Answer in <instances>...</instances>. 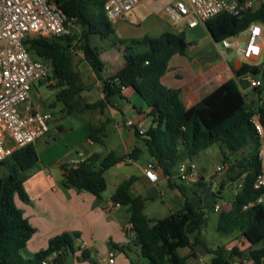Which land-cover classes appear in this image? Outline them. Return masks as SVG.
I'll return each mask as SVG.
<instances>
[{"label":"trees","instance_id":"16d2710c","mask_svg":"<svg viewBox=\"0 0 264 264\" xmlns=\"http://www.w3.org/2000/svg\"><path fill=\"white\" fill-rule=\"evenodd\" d=\"M50 1L66 16L65 25L68 27L72 24L78 32H72L70 27L67 36L31 38L26 41V45L30 53L51 62L50 79L54 84L49 87L58 89L56 99L63 105L64 116L97 110L104 114L111 97L119 95L123 89H133L147 106L148 116L152 119V126L146 134L140 135L137 129L135 131L149 154L150 162L165 175L171 176V171L180 163L193 161L200 153L218 145L223 162L229 165L232 172L236 171L237 177L245 175V178L240 191L233 198L231 210L220 212L217 233L220 237L239 233V237L251 246L264 241V203H256L264 193V188H254L257 176L262 173L259 158L261 139L252 122L253 117L259 115L264 128V99H260V106L255 108L253 99L244 95L237 84V81L249 75L258 78L262 86L254 90L261 96L264 92V63H243L234 72L236 80H227L198 104L186 108L181 90L168 88L161 82L170 60L174 56H185L190 48L184 33L176 35L172 31H164L158 36L121 39L116 37L115 26L105 15L106 0ZM253 23L264 26V0L257 7L245 9L239 15L222 13L209 20L205 26L212 40L219 44L228 37L238 35ZM94 40L99 43L94 44ZM106 49L122 52L124 63L113 76L104 78L102 55ZM76 51L83 54L84 61L101 81L105 95L103 99L84 102L82 94L91 86L84 83L81 72L76 69ZM89 131L91 141L98 145L104 144V126L89 124ZM249 147L251 151L248 155L238 161L232 159ZM140 152L135 148L125 157H118L114 153L103 157L95 153L79 166L69 169L65 186L88 192L99 199L107 189V171L127 159H138ZM38 163L35 143L16 150L0 163V171L3 172L0 175V264H42L52 254H56L53 264H66L67 254L75 250V239L63 234L53 238L49 247L33 258L27 259L22 255V250L36 230L16 206L15 198L18 196L27 201L23 184ZM136 181L135 176L124 180L111 197L113 204L127 209L135 242L146 260V263L135 264H187V259L179 254V250L189 248L197 256L187 228L191 222L200 229L197 243L202 244L207 253L212 255L210 264H234L233 257L239 255L237 248L229 254L225 247L214 250L207 248L202 239V229L208 225V218L202 208H196L185 200L182 208L168 217L150 219L145 215L147 200L133 193ZM263 259L264 249L251 254L253 264H260Z\"/></svg>","mask_w":264,"mask_h":264},{"label":"crops","instance_id":"0c3cea01","mask_svg":"<svg viewBox=\"0 0 264 264\" xmlns=\"http://www.w3.org/2000/svg\"><path fill=\"white\" fill-rule=\"evenodd\" d=\"M156 1L157 0H145L125 18L117 22V24L114 25L116 33L124 32L125 34H133L134 32L128 31V29L131 26H138L141 33L138 35H124L125 37L122 38H141L145 35L158 36L164 31H171L177 25H183L186 27L185 24L174 25L164 14L166 6L173 4L175 0H165V5L159 14H156L153 11V7L157 4ZM260 2L261 0L255 1L254 7H257ZM199 26L205 25L200 24L197 27ZM209 37L211 38L210 35ZM194 45L195 44L190 45L185 56H174L170 60L168 69L161 80L164 86L181 90L182 99L186 108L198 104L206 95L227 80H236L234 72L243 64V61L237 56L236 60L233 62L226 61L219 50V55L223 60L208 62V69L206 71L199 69L194 72L193 77L189 81H185L181 79L178 74L176 75L175 71L178 67L186 65L189 57H194V64L202 61L203 57L198 54L194 56L188 55L195 50ZM263 58L264 56L261 57L255 65L264 63ZM102 59L105 63V69L102 73L104 78L113 76L124 63L122 52H116L114 50H107L104 52ZM172 71H174V74H171ZM229 72H231V74H229ZM94 76L96 78L95 74ZM240 80L246 83L247 88L248 90H251V93L249 94L247 90L240 86V81H237L239 89L244 95L252 100L256 93L255 90L250 88L249 83L245 78ZM91 83L93 84L92 87L100 92L98 100L103 99L105 95L102 91L101 81L96 78V81ZM89 86H91V84ZM252 91H254L253 94ZM133 97L141 99L133 89H123L119 95L111 97L109 100V106L106 109L107 112L105 111L107 115L106 120L99 119V124H94L87 118L86 115L90 112L76 115V117L78 116L83 119V123L78 129H76V131L70 134L71 136H68L71 139L67 145L53 141L47 145L42 154L38 152V166L29 172L28 177L23 184L27 201H23L18 196L15 198L16 206L23 211L24 217L36 230L32 239L22 250L23 257L31 259L38 252L46 250L53 238L63 234H69L75 239V250L74 252H69L67 258L69 254H72L75 261L68 263L66 259V264H108V259L111 255L117 256L116 259H114V264L146 263V260L140 254V248L135 242L134 232H132L130 236L126 232V227L130 224L127 209L111 202L112 195L123 181L115 183L110 196V207H107L103 195H101V198L97 199L88 192L78 191L74 188H68L65 186L69 169L72 167V162L74 161L83 162L95 153H99L103 157L109 153H114L116 155V150L120 148L123 153L118 157L127 156L135 148H138L141 151L140 156L147 154L142 141L135 135L136 128H128L124 124V121L129 119L137 126H142L146 130L152 126V119L148 116L149 110L147 106L143 102L142 107H137V102L131 103L129 101ZM123 100L128 101V104L132 106L131 110H128L129 108L127 106H123ZM31 102L34 109L45 111L40 104L34 103L32 100ZM134 113H138L139 117L137 119H134ZM89 124L105 127L106 137L104 138L103 145L95 144L89 139ZM51 125V129H54L57 133H67L65 132L66 129L60 127L55 121L53 114ZM112 131L117 132L120 139L117 140L116 138H113L111 135ZM38 140L35 142V146L37 145ZM99 147L103 150H98ZM260 149L264 150V139L261 140ZM236 158L237 157L234 156L232 159ZM135 161L136 160L129 162L127 159L111 168L105 174L106 182L107 174L112 169H117L119 171L123 166L130 165ZM148 162H150L149 158L147 160V163ZM223 164L225 163L223 162L222 165ZM146 165L141 168L140 176L135 175L137 181L134 183L132 190L135 195L142 196L147 200L145 205V215L148 218L150 217L146 214L147 204L152 201L153 197L156 195L165 198L166 207L169 215H171L182 208L185 200H188L196 208H202L199 194L202 198L206 199L210 194L213 196V194L215 195L218 193L219 198H222L228 186H232L234 192L227 196L226 202L220 206L221 210L217 213L220 214L222 211H230L233 198L240 191L241 188L239 186L243 183L245 178V175L239 178L237 177V174L230 177V175L218 173V166L212 176L205 177V175H203L201 179L202 183L199 182L190 190L186 191L182 188L179 179L176 178L178 166L171 171V176L165 175L161 169H158L160 181L158 184H151L144 175ZM167 177H169V179H167ZM208 186L212 188L209 189ZM194 187H197L200 190H192ZM162 191L164 192V195H161ZM239 236V233H236L231 237L219 236L220 239L225 240V244L222 247H225L228 252L227 254H229L234 248L239 250V255L233 257L234 264H253L251 254L254 251L264 249V241L251 246ZM80 241L87 242L88 246L86 249L78 251L76 246ZM203 241L209 249L214 250L220 247L210 246L207 240L203 239ZM104 243H108V252L105 249H101V245ZM78 252L80 253L81 258L78 257ZM84 252L87 253V256H83ZM106 253H108L107 260H105L106 257H103V254ZM179 254L187 259V264H210L212 260L211 254L206 253L205 256H200L197 253V256H195L189 248L180 249ZM207 255L211 256L208 262L206 260ZM260 264H264V259Z\"/></svg>","mask_w":264,"mask_h":264},{"label":"built area","instance_id":"2783aa9c","mask_svg":"<svg viewBox=\"0 0 264 264\" xmlns=\"http://www.w3.org/2000/svg\"><path fill=\"white\" fill-rule=\"evenodd\" d=\"M144 1L106 0L104 12L109 22L115 25ZM255 1L259 0H175L173 4L166 6L164 14L174 25L185 24L188 29H193L200 24L205 25L222 13L239 15L245 9L254 7ZM65 22L66 16L50 0H0V163L16 150L34 144L50 132L52 115L34 109L30 92L36 81L44 82L47 86L54 83L50 79L52 65L47 60L32 59L26 41L31 38L67 36L72 24L67 27ZM219 45L222 56H226V51L231 50L243 63L255 65L264 56V26L253 23L238 35L224 39ZM245 79L253 90L262 86L258 78L249 75ZM252 122L263 140L264 128L259 115H255ZM124 124L128 128H136L140 135L147 132L132 120L126 119ZM259 158L262 173L257 176L254 184L257 190L264 188L263 149L259 151ZM81 163L74 161L72 167ZM228 169L229 165L223 164L217 171L223 173ZM144 175L151 184H158L160 181L158 168L152 162L147 163ZM202 176V169L194 161L187 160L177 167L176 178L186 191L201 182ZM161 195H164L163 191ZM256 203H264V193ZM220 210L221 207L216 204L214 211ZM126 232L129 236L133 232L131 223L126 227ZM87 246V242L80 241L76 248L80 251ZM55 257L56 254L50 255L42 264H53ZM108 264H114L112 255Z\"/></svg>","mask_w":264,"mask_h":264},{"label":"rangeland","instance_id":"374dc122","mask_svg":"<svg viewBox=\"0 0 264 264\" xmlns=\"http://www.w3.org/2000/svg\"><path fill=\"white\" fill-rule=\"evenodd\" d=\"M157 4L153 7V11L156 14H159L162 11V8L165 5V0H157ZM167 18V17H166ZM75 25V24H74ZM72 32H78L77 27L71 26ZM128 31H133V34H125L124 32H118L115 33L116 37L121 39H128V38H122L125 37L124 35H138L141 33V30L138 26L130 27ZM176 35H181V33H184L185 39L187 43L190 45H194L195 50L193 52H190L189 56H194L198 54L199 56L203 57L202 61H200L197 64H194L193 58L189 57L187 64L181 67H178L175 71V74L179 75L181 79L185 81H189L192 77L194 72L198 71L199 69H202L206 71L207 63L208 62H217L219 60H223L219 55V50L221 49V46L219 44H215V42L209 37L208 31L205 28V26H199L194 29H188L183 25H177L175 28L171 30ZM94 44L99 43L97 40L93 41ZM105 44V43H104ZM107 45V44H106ZM107 50V49H106ZM110 50V49H108ZM113 50V49H111ZM116 52H120L114 49ZM30 56L34 60L44 61L41 58H38L36 55L30 53ZM232 56V57H231ZM223 58L226 59L228 62H233L236 60V56L232 54L231 50L226 51V56H223ZM106 59V58H105ZM108 59V58H107ZM264 59V58H263ZM74 63L76 66V69L81 72L84 83L86 85L91 84V89L85 91L82 96L84 102L92 103L96 102L99 99V90L95 89L93 84L91 82H95L96 78L91 71L88 64L84 61V56L80 51H76L74 56ZM171 74H174V71L171 72ZM231 74V72H229ZM239 84L242 88L248 91V93H251V90H248L247 85L245 82L239 80ZM52 83L51 85H53ZM58 92L57 88H50L46 85L44 82H34V86L30 92L31 100L34 103L40 104L43 109L46 112H49L51 115L53 114V118H55V121L60 125V127L65 128L66 134H59L54 129H50V133L40 138L37 142L36 148L37 151L42 154L43 151L46 149L47 145L51 142H61V144L67 145V143L70 141V137H68L70 134H72L78 127L83 123V119L81 117H74V116H64L62 113L63 105L59 102H57L56 94ZM262 100L264 99V92L261 95ZM131 103L137 102V107H142L143 100L137 99V97H133L131 100H129ZM52 104H55V106H52ZM122 104L124 107H128V110L132 109V106L128 104L127 100H123ZM261 104V101L259 99V94L255 93L253 98V106L255 108H258ZM107 112V111H106ZM106 112L102 114L99 110L93 111L90 113H87V118L91 120L94 124H99L98 120H106ZM139 117L138 113H134V119H137ZM52 126V125H51ZM99 126V125H98ZM110 128V127H109ZM112 137L116 138L117 140L120 139V136L117 132L112 131L111 132ZM71 136V135H70ZM63 147V146H62ZM98 150L102 151L103 149L101 147L98 148ZM251 151V147L243 150L242 152H239L236 154V161L241 159L242 157H245L249 154ZM122 149L116 150V155L121 156L122 155ZM149 158V154H145L144 156H140L136 161L130 165L123 166L119 171L117 169H112L107 174V183L108 188L107 190L102 194L103 198L105 199L107 203V207L111 206L110 202V196L112 194L113 188L115 186V183L118 181H124L127 180L131 176H140L141 175V168L144 167L147 164V160ZM195 164H197L198 167L202 169L203 175L205 177L212 176L215 173V170L218 166H221L223 163V154L221 153V148L218 145H215L206 151L200 153L198 156H196L193 160ZM226 175H230V177L234 176L236 171L232 172L231 169H228L227 171L223 172ZM0 175H3V172L0 171ZM208 188H212L208 186ZM192 190L199 191L200 189L197 187H194ZM234 192V188L232 186H228L222 196V198H219L218 193L215 195L210 194V196L206 199L202 198V196L199 194V197L201 198V205L202 209L206 214V217L208 218V225L202 229V239L207 240L210 244V246H224L225 240L220 239L219 235L217 233V222L219 218V214L214 211L215 204H218L221 206L224 202H226L227 196L231 195ZM96 204V202H95ZM97 209V208H96ZM124 211V210H123ZM146 214L150 218H156V219H164L168 217L169 212L166 207L165 198L160 197L158 195L153 197V200L148 202L147 204V211ZM107 244L104 243L101 245L102 250L107 249ZM78 257L81 258L80 253L78 252ZM103 257H106L105 260L108 258V253L103 254ZM116 255H113L112 258L116 259ZM211 256L207 255L206 260L207 262L210 260ZM75 259L73 258L72 254H69L67 258L68 263L74 262Z\"/></svg>","mask_w":264,"mask_h":264},{"label":"water","instance_id":"95a60500","mask_svg":"<svg viewBox=\"0 0 264 264\" xmlns=\"http://www.w3.org/2000/svg\"><path fill=\"white\" fill-rule=\"evenodd\" d=\"M215 44H218V43L215 42ZM55 74H56L55 71H53V76H55ZM253 93H254V91H252V94ZM187 228H188V233L191 235L192 243L195 245L196 252L200 256H205L207 253V250L205 249V247L202 244L197 243V236L200 233V229H199L198 225L193 224L191 222L188 224Z\"/></svg>","mask_w":264,"mask_h":264}]
</instances>
